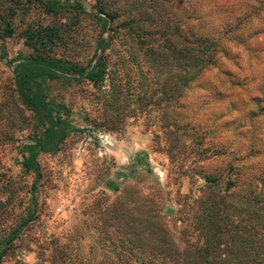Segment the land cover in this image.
I'll list each match as a JSON object with an SVG mask.
<instances>
[{"label":"rangeland","instance_id":"rangeland-1","mask_svg":"<svg viewBox=\"0 0 264 264\" xmlns=\"http://www.w3.org/2000/svg\"><path fill=\"white\" fill-rule=\"evenodd\" d=\"M98 1L20 0L11 32L0 40V200L6 205L0 232L33 214L3 264H53L60 255L71 263L110 264L119 251L109 214L117 203L128 209L149 197L172 227L184 203L201 196L207 176H221L222 190L232 174L256 178L257 190H264V20L223 42L215 67L188 82L175 103L161 95L172 68L148 61L124 33L102 51L111 33ZM37 54L88 72L103 55L106 74L98 86L74 74L43 81L47 102L67 111L77 131L57 153L34 156L36 181L23 171L20 153L42 130L18 100L9 62Z\"/></svg>","mask_w":264,"mask_h":264},{"label":"trees","instance_id":"trees-1","mask_svg":"<svg viewBox=\"0 0 264 264\" xmlns=\"http://www.w3.org/2000/svg\"><path fill=\"white\" fill-rule=\"evenodd\" d=\"M19 2L0 0V40L11 32L9 19ZM76 8L80 10L81 6ZM96 10L106 17L101 21L111 33L105 47L102 42V51L124 33L123 37L146 51L148 61L166 70L172 68L174 72L164 80L161 95L164 101L175 103L183 98L188 82L215 67L223 55V42L231 36L241 38L250 30L247 26L264 20V0H100ZM0 50L3 61L4 49ZM9 67L14 72L19 102L33 113L42 130V136H35L34 144L24 146L20 153L23 171L33 172L37 181L40 170L34 156L57 153L67 136L77 131L67 123V111L47 102L43 81L74 74L98 86L106 74L104 56H99L90 72L41 54L15 66L9 62ZM19 119L25 125L24 118ZM23 131L20 128L19 133ZM204 179L207 186L201 196L190 204L186 201L178 212L180 228L176 222L170 227L171 220L153 206L149 197L128 209L122 203L114 205L109 210L113 222L110 227L117 241L111 243L119 251L110 264H264V190H257L258 179L239 180L232 174L223 178L227 185L224 190L219 188L221 176ZM260 183L264 185L263 180ZM5 206L0 200V219L5 217ZM32 218L29 213L17 226L0 232V264L7 261ZM59 258H54L53 264H82L71 263L63 255ZM11 264L24 263L15 260Z\"/></svg>","mask_w":264,"mask_h":264}]
</instances>
